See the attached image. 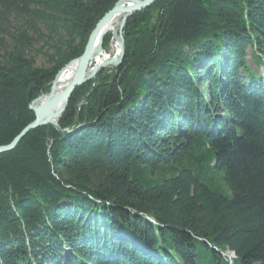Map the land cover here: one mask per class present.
<instances>
[{
    "label": "trees",
    "instance_id": "trees-1",
    "mask_svg": "<svg viewBox=\"0 0 264 264\" xmlns=\"http://www.w3.org/2000/svg\"><path fill=\"white\" fill-rule=\"evenodd\" d=\"M119 1L0 0V146ZM123 33L0 155V264H264V0H157Z\"/></svg>",
    "mask_w": 264,
    "mask_h": 264
},
{
    "label": "water",
    "instance_id": "water-1",
    "mask_svg": "<svg viewBox=\"0 0 264 264\" xmlns=\"http://www.w3.org/2000/svg\"><path fill=\"white\" fill-rule=\"evenodd\" d=\"M122 1L123 0H120L115 5V7L110 12H108L96 25L95 29L93 30L92 34L89 37L88 43H87L82 55L77 60L74 61L77 64V70H76V73H75V76H74V79L72 80V82L60 94H58V95L52 94V91L54 89V85H55L60 73L66 67L65 66L62 70H60L58 72V74L56 75V77L52 83L51 90H50V94H52L51 98L43 106H40L39 108H35L34 104L39 100L40 97H42L44 95L40 96L37 100H35L30 105V110L32 112H34V114H35V120L31 124H29L26 128H24L14 138V140L10 144H8L6 146H0V155L14 151L17 148V146L20 144V142L26 137V135L33 130H36V129L41 128V127H46V126H52L56 129H58L59 128V121L61 120V118L66 113L68 106H69L70 99H71L73 93L75 92V90L77 88L83 86L84 84L88 83L89 81L93 80L97 76V74L100 73L104 68H106L108 66H113L114 68H117L123 63L124 52H125V38H124L123 29L127 23V20L132 15L148 9L157 0H141V1H138L134 6H132L128 10H124V11L128 12V15H127V18L122 25V29L120 32V50L118 53L119 56L112 58L113 60H111L108 64L101 66L99 69L90 70L89 67L92 64V60L94 58V52H95L96 48L98 47V51H100L102 49V42L99 41V43H98V41H97L98 34H99L100 30L102 29V27L104 26V24L106 23V21L114 13L121 10L120 4ZM71 63H69V64H71ZM59 106L62 107L60 112H58L56 114H52L51 111L54 110L55 108L59 107Z\"/></svg>",
    "mask_w": 264,
    "mask_h": 264
},
{
    "label": "bare ground",
    "instance_id": "bare-ground-1",
    "mask_svg": "<svg viewBox=\"0 0 264 264\" xmlns=\"http://www.w3.org/2000/svg\"><path fill=\"white\" fill-rule=\"evenodd\" d=\"M138 1L141 0H123L120 4L121 10L114 13L106 21V23L100 30L97 38L98 43L99 41L102 42V49L98 51V47L96 48L94 52V58L92 60V64L89 67L90 70L99 69L101 66H104L105 64H108L111 60H113L112 58L119 56L118 53L120 50V32L122 29V25L128 15V12L124 10H128L129 8L134 6ZM107 35L112 36V43L114 50L112 54L105 53L103 49L104 39ZM76 70H77V64L74 61L63 69V71L60 73L54 85V89L52 91L53 95H58L67 88V86L74 79ZM52 94H50L49 92V94L40 97L39 100L34 104V107L39 108L40 106H43L51 98ZM61 108L62 107L59 106L54 110H52L51 113L56 114L60 112Z\"/></svg>",
    "mask_w": 264,
    "mask_h": 264
},
{
    "label": "rangeland",
    "instance_id": "rangeland-1",
    "mask_svg": "<svg viewBox=\"0 0 264 264\" xmlns=\"http://www.w3.org/2000/svg\"><path fill=\"white\" fill-rule=\"evenodd\" d=\"M124 30V29H123ZM106 39H107V42H106ZM105 39V43H104V51L105 53L107 54H112L113 53V43H112V36H107V38ZM42 45H39L36 47L35 49V56L37 58V66L38 67H48V64H47V58L45 57V52H46V49L44 48H41ZM35 58V59H36ZM248 63H249V66L252 68L253 72L257 75H261L264 77V72L261 68H258L257 66L254 65V63L252 62L250 56L248 57ZM114 69L113 66H108L106 68H104L101 72L103 71H108V72H111V70ZM99 74V73H98ZM97 74V75H98ZM97 77V76H96ZM95 77V78H96ZM95 78L93 80H95ZM226 258L229 260L230 263H232L234 260H236L235 258V255L231 254V253H227L226 254Z\"/></svg>",
    "mask_w": 264,
    "mask_h": 264
}]
</instances>
